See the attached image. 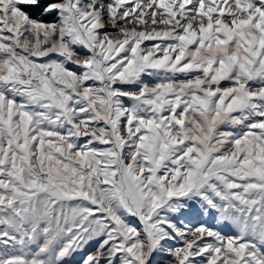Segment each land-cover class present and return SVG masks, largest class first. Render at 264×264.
I'll use <instances>...</instances> for the list:
<instances>
[{
    "label": "snow or ice",
    "instance_id": "snow-or-ice-1",
    "mask_svg": "<svg viewBox=\"0 0 264 264\" xmlns=\"http://www.w3.org/2000/svg\"><path fill=\"white\" fill-rule=\"evenodd\" d=\"M77 254L264 264V0H0V264Z\"/></svg>",
    "mask_w": 264,
    "mask_h": 264
},
{
    "label": "rangeland",
    "instance_id": "rangeland-1",
    "mask_svg": "<svg viewBox=\"0 0 264 264\" xmlns=\"http://www.w3.org/2000/svg\"><path fill=\"white\" fill-rule=\"evenodd\" d=\"M54 15V14H53ZM53 18V17H52ZM51 18V19H52ZM152 42H145V45H150ZM145 79L147 80V82L149 83H154L155 81L151 78H148V77H145ZM224 86H227L226 83L224 84ZM185 217L187 219H190L192 220L193 223H196V222H207L209 223L210 225H215L216 224V221H214L211 217H200L198 216L197 214L195 213H185ZM224 231L227 233V234H234V230L232 231H229L227 228L224 229ZM82 254H77L76 256H74L72 258V264H75V262L79 261L80 260V256ZM158 259H160L161 261H164L166 259H168L167 257H158Z\"/></svg>",
    "mask_w": 264,
    "mask_h": 264
},
{
    "label": "trees",
    "instance_id": "trees-1",
    "mask_svg": "<svg viewBox=\"0 0 264 264\" xmlns=\"http://www.w3.org/2000/svg\"><path fill=\"white\" fill-rule=\"evenodd\" d=\"M45 20H51L52 16H45L43 17Z\"/></svg>",
    "mask_w": 264,
    "mask_h": 264
}]
</instances>
